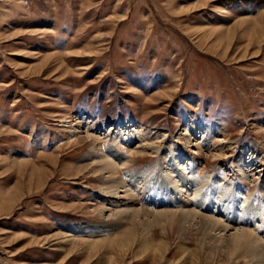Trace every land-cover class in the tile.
Wrapping results in <instances>:
<instances>
[{"label": "rangeland", "instance_id": "obj_1", "mask_svg": "<svg viewBox=\"0 0 264 264\" xmlns=\"http://www.w3.org/2000/svg\"><path fill=\"white\" fill-rule=\"evenodd\" d=\"M126 123L149 142L158 137L163 155L174 144L196 157L213 187L205 179L234 181L243 155V186L258 199L264 0H0V264H232L199 241L203 227L191 235L178 223L137 227L140 241L165 245L159 254L110 242L130 222L102 237L76 235L111 220L98 210L105 173L91 155L115 144L130 158L116 139ZM161 160L139 155L120 174H159ZM93 239L105 242L82 243Z\"/></svg>", "mask_w": 264, "mask_h": 264}, {"label": "bare ground", "instance_id": "obj_2", "mask_svg": "<svg viewBox=\"0 0 264 264\" xmlns=\"http://www.w3.org/2000/svg\"><path fill=\"white\" fill-rule=\"evenodd\" d=\"M132 128V125L126 123L125 131L120 129L116 137L118 144L129 150L130 158L124 156L115 144L107 151L99 145L94 147L91 159L98 165L96 172L105 173L102 202L107 203L98 210L100 213L110 211L111 220L97 225L83 224L78 228L76 235L88 231L94 236L102 237L113 232L116 224L130 222L133 229L129 230V228L128 231L122 233L124 235H119L110 242L120 247H129L135 240V243L139 241L138 247H142L145 252L152 249L159 254V252H165V245L160 244L158 247H153L144 238V241L143 239L140 241L142 237L137 236V227L146 225L150 228L154 222L171 225L178 223L181 235H191L196 232L194 227H197L196 229L203 227V234H197L199 241L203 244L211 241L220 251L225 250L232 264H239L241 260L245 264H264V204L261 195H264V187L263 184L258 186L260 197L256 199L255 195H251L243 186V183L249 180L242 160L243 155L235 163L236 178L234 181L223 184V180L219 178L205 179H216V186L213 187L208 181L205 183L199 178L196 157L186 155L187 157L183 158V155L177 154V146L174 144L163 155L159 152V142H156L158 137L149 142L145 139V134H142L144 131L142 127L138 126L130 132ZM74 129V133L79 131L77 128ZM193 132L194 135L198 133L195 129ZM212 133L210 132V135ZM90 137L93 138V135ZM139 155L153 157L159 155L162 159L160 173L158 174L156 169L150 172L149 168H142L134 172L129 171L122 176L121 170L132 165L135 157ZM190 160L191 162L185 166L184 163ZM211 184L213 185V182ZM211 190L212 192H209ZM221 214L226 216L227 223L218 217ZM234 216L236 218L231 220ZM145 231L147 235L150 234L148 229ZM230 232L231 236L228 235ZM71 241L72 239L69 242ZM104 242L100 239H93V241L82 243L96 248ZM187 250L189 249L185 246H179L182 255L186 256ZM222 254L224 255L223 252Z\"/></svg>", "mask_w": 264, "mask_h": 264}]
</instances>
